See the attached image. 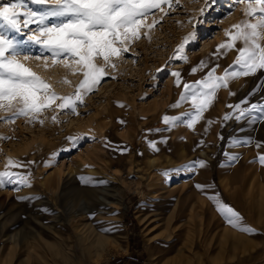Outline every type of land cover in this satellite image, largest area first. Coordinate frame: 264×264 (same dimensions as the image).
<instances>
[{"label":"rangeland","instance_id":"obj_1","mask_svg":"<svg viewBox=\"0 0 264 264\" xmlns=\"http://www.w3.org/2000/svg\"><path fill=\"white\" fill-rule=\"evenodd\" d=\"M203 4L179 0L153 9L141 23L159 22L141 27L139 38L125 45L128 51L113 57L115 67L109 64L104 79L77 101L75 114L54 101L34 120L0 119V137H6L0 139V171L11 158L25 164L13 171L30 174V187L0 188V264H264V167L251 162L264 153V147H255L264 142V119H223L233 112L228 105L245 98L249 103L241 107L264 103V70L218 89L192 129L163 120L192 111L191 99H180L184 83L202 80L213 67L216 76L238 67L236 49L242 44L219 52L217 46L228 40L226 30L245 19V4L216 0L201 16ZM35 28L22 29L17 39H27ZM193 31L194 38L183 43ZM182 43L183 58H177ZM24 54L50 55L36 44ZM24 54L20 61L51 91L75 92L82 75L64 68L68 61L53 66L48 59L45 67L43 58L24 60ZM201 61L206 67H198ZM173 72L180 73V86ZM10 115L0 111V117ZM248 137L251 145H230L233 138ZM226 153L237 155L230 166ZM194 160L205 167L194 172L183 167ZM250 163L261 170L262 197L254 212L247 206L242 212L236 202L244 198L233 195L239 190L234 183ZM196 184L206 187L198 190ZM213 194L256 231L230 227L208 199Z\"/></svg>","mask_w":264,"mask_h":264},{"label":"snow or ice","instance_id":"obj_2","mask_svg":"<svg viewBox=\"0 0 264 264\" xmlns=\"http://www.w3.org/2000/svg\"><path fill=\"white\" fill-rule=\"evenodd\" d=\"M29 2L44 7L35 10L27 6ZM235 2L245 4L243 10L245 19L225 31L228 40L218 45L217 51L234 49L236 43L240 42L242 47L236 49L238 55L234 61V65L238 67L233 70L230 66L220 76L215 75L216 69L213 67L202 80L192 84L184 83L185 91L180 99L190 98L192 111L182 114L181 117L165 116L163 120L166 125L186 123L189 129L194 128L195 123L202 118L203 112L214 101L218 89L227 88L230 80L264 70V0H235ZM162 3L173 7L179 4V0H4L0 3V111L11 115L0 119L11 122L20 116H31L34 120L37 113L49 108L54 101H60L56 105L59 109H70L75 114L77 101L82 102V96L92 92L104 79L109 64L115 67L113 57H119L128 51L125 45L132 39L139 38L138 30L141 27L151 28L159 22L153 21V24L148 25L141 23L152 14L153 9H160ZM215 3L216 0H204L200 15L203 16L204 12ZM31 24L36 25L35 29H29L33 35H28L27 39H17L16 34H20L22 29L29 28ZM194 36V31L189 33L183 38V43H187ZM183 43L174 52L177 58H183L179 55L183 50ZM29 44L41 45L50 55L32 57L24 54ZM22 54L24 60L43 58L45 67L48 59L52 60L53 66L68 61L63 63V67L74 69V74L82 75L75 92L69 96H58L51 91V86L46 81L20 61L19 57ZM198 67H206V65L201 61ZM198 67L192 68V73H195ZM172 75L176 78L177 86H180V73L173 72ZM63 83L70 81L64 79ZM229 95L234 93L230 91ZM248 103V98H245L238 104L228 105L227 107L233 109V112L226 113L223 119L227 121L234 118L239 122L248 118V123L264 119V103L258 102L249 107H241ZM179 104L180 101H177L172 107H178ZM53 119L55 120V117ZM208 123L211 124L213 121L210 120ZM156 131L160 130L156 129ZM5 138L0 137V139ZM68 139L75 140L71 137ZM203 143L200 141L201 145ZM252 143L251 137L233 138L230 141L231 146L240 147ZM149 146L158 150L152 142H149ZM255 147L257 149L264 147V142H256ZM225 155L229 166L237 159L235 154ZM251 162H258L264 167V153H258L257 158ZM24 167V163L9 158L4 170L0 171V188L7 185L30 187V174L13 171ZM183 167L194 172L197 168L205 167V162L194 160ZM82 182L87 184L90 181ZM195 187L203 190L206 186L196 184ZM208 199L214 203L217 212L230 227L249 234L256 231L244 224L241 214L223 202L218 194L210 195Z\"/></svg>","mask_w":264,"mask_h":264},{"label":"bare ground","instance_id":"obj_3","mask_svg":"<svg viewBox=\"0 0 264 264\" xmlns=\"http://www.w3.org/2000/svg\"><path fill=\"white\" fill-rule=\"evenodd\" d=\"M183 150L185 151V147L181 145L180 151L182 152ZM239 174H240V177L239 179H237L238 182L236 184L234 183V185L239 186L240 193H239V190L234 191L233 195L239 194L237 196L243 197L244 199L241 200V198H239L240 201H237L236 204L238 205L239 209L242 212L244 211L245 206H247L248 212L250 211L254 212L255 211L254 209H256L257 199H260L262 197L261 183L263 181L261 182L262 180V177L260 175L261 170L258 167L254 166V164L252 165V163H250V165H246L243 172ZM232 180L234 179L232 178ZM230 197L232 196L230 195Z\"/></svg>","mask_w":264,"mask_h":264}]
</instances>
